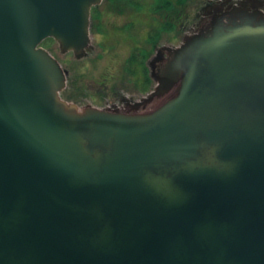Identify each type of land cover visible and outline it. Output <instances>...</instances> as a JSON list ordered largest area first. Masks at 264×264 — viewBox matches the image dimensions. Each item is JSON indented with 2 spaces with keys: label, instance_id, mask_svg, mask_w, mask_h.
I'll return each mask as SVG.
<instances>
[{
  "label": "water",
  "instance_id": "1",
  "mask_svg": "<svg viewBox=\"0 0 264 264\" xmlns=\"http://www.w3.org/2000/svg\"><path fill=\"white\" fill-rule=\"evenodd\" d=\"M248 1L165 49L144 102L173 95L128 114L64 100L42 46L83 58L102 0H0V264H264V0Z\"/></svg>",
  "mask_w": 264,
  "mask_h": 264
},
{
  "label": "flooded vegetation",
  "instance_id": "2",
  "mask_svg": "<svg viewBox=\"0 0 264 264\" xmlns=\"http://www.w3.org/2000/svg\"><path fill=\"white\" fill-rule=\"evenodd\" d=\"M246 6L251 12L255 11L248 0H207L197 11L192 26L185 30L186 25L182 24V9L178 15L170 16L163 6L156 12L153 10L154 5L143 6L141 0H103L96 8V23L92 20L91 24V29L97 30V46L93 45L84 58H77L73 51L66 54L71 55L72 62H81L95 53L96 58L101 60L112 50V64L115 69L111 70L110 67L108 73L101 76L99 87L96 88L84 86L82 78L73 79L72 69L64 68L67 74L65 90H69V95L64 99L78 105L80 109L95 107L128 114L156 110L173 95L171 91L162 97H155L150 102H144L157 85L153 72L155 76L160 75L166 59L169 58V52L165 49H179L188 37L208 32L218 9L223 13L235 7ZM260 10L264 13V8ZM169 17L174 25L170 29L166 28ZM225 21L227 22V19ZM179 25L181 29L177 30ZM171 30L177 32L175 37L180 39L179 44L162 43L165 34ZM123 54L126 56L123 57ZM120 87L127 89L120 91ZM157 102L160 104L155 105Z\"/></svg>",
  "mask_w": 264,
  "mask_h": 264
},
{
  "label": "rangeland",
  "instance_id": "3",
  "mask_svg": "<svg viewBox=\"0 0 264 264\" xmlns=\"http://www.w3.org/2000/svg\"><path fill=\"white\" fill-rule=\"evenodd\" d=\"M207 0H188L186 1V4L181 7L183 10V16H182V24L186 25L185 30L189 29L192 26V23L194 21V17L197 14V11L205 4ZM141 4L143 6L149 4L152 5L154 4V0H141ZM152 9V7L150 6ZM145 12V11H144ZM111 23H114L109 19ZM178 23V22H176ZM122 24V22H121ZM154 25V22H152ZM179 24V23H178ZM142 26H140L141 28ZM181 26L179 25L177 27V30H180ZM154 31V27H153ZM187 32V31H186ZM176 31H169L167 34H165L162 43L163 44H179L180 39L176 38ZM92 38H93V45L97 46V30L96 28H92ZM49 52L56 58L58 61L61 63V65L65 69H72L74 72L72 74L73 79L75 77L82 78L83 79V85L88 86V87H99V81L101 80V76L104 75L105 73H108V70L110 67L111 70L115 69V65L112 64L113 56L114 54L110 50L109 54H106L105 57L101 60H98L97 53L93 54L91 57L88 59H85L81 62L73 61L72 62V57L69 54H63L60 51L59 44L53 40L50 39L46 41L44 44H42ZM126 54H123V57H125ZM73 63V64H71ZM116 86L119 84L114 83ZM122 89H127V87H120V91ZM63 97L69 95V90H65L62 92ZM160 104V102L155 103V105Z\"/></svg>",
  "mask_w": 264,
  "mask_h": 264
},
{
  "label": "trees",
  "instance_id": "4",
  "mask_svg": "<svg viewBox=\"0 0 264 264\" xmlns=\"http://www.w3.org/2000/svg\"><path fill=\"white\" fill-rule=\"evenodd\" d=\"M110 1H114V0H110ZM186 1L188 0H154V11L156 12H159L160 9H161V6H163L164 8L167 9L168 11V14L171 16L173 15H178L180 10H181V7L184 6V4H186ZM110 6H112V2L110 4ZM97 9L94 10V21L96 23V18H97ZM166 28L170 29L172 28L174 25H173V21L170 20V17H169V20L168 22L166 23Z\"/></svg>",
  "mask_w": 264,
  "mask_h": 264
}]
</instances>
